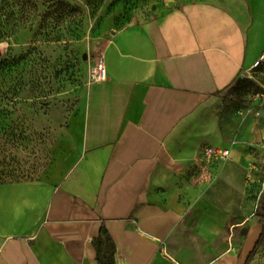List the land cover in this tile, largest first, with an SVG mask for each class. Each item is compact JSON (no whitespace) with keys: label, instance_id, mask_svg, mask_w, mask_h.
<instances>
[{"label":"crops","instance_id":"0c3cea01","mask_svg":"<svg viewBox=\"0 0 264 264\" xmlns=\"http://www.w3.org/2000/svg\"><path fill=\"white\" fill-rule=\"evenodd\" d=\"M263 52L264 0L174 3L111 31L107 79L67 122L69 170L0 182V264H244L259 233L264 106L224 96ZM249 264H264V246Z\"/></svg>","mask_w":264,"mask_h":264},{"label":"rangeland","instance_id":"374dc122","mask_svg":"<svg viewBox=\"0 0 264 264\" xmlns=\"http://www.w3.org/2000/svg\"><path fill=\"white\" fill-rule=\"evenodd\" d=\"M170 1L192 0H55L58 11L51 0H0V182L63 177L76 155L67 122L92 83L105 38ZM254 93L264 94V63L224 97L264 106Z\"/></svg>","mask_w":264,"mask_h":264},{"label":"built area","instance_id":"2783aa9c","mask_svg":"<svg viewBox=\"0 0 264 264\" xmlns=\"http://www.w3.org/2000/svg\"><path fill=\"white\" fill-rule=\"evenodd\" d=\"M263 63H264V52L254 62L253 68L251 71H253V69H256L258 66H260ZM251 71L244 74V76L250 75ZM106 79H107V73H106V69L104 66V62H103V59L99 57L91 69V81L92 82H102V81H105ZM251 100L258 102V103L259 102L264 103V94L254 93L251 96ZM204 154L206 155L207 158H210V159L218 158V159L224 160L228 158V150H217L211 147H207L204 151ZM250 170L251 171L254 170L253 166H250ZM249 177H252V176L250 175Z\"/></svg>","mask_w":264,"mask_h":264},{"label":"trees","instance_id":"16d2710c","mask_svg":"<svg viewBox=\"0 0 264 264\" xmlns=\"http://www.w3.org/2000/svg\"><path fill=\"white\" fill-rule=\"evenodd\" d=\"M53 1V5L56 7V11H58L59 2ZM65 13V18L70 17L73 15L72 11H69L68 13L66 11H62ZM43 29V26H42ZM256 217L258 218V227H259V233L258 236L250 249L246 260L244 264H249L255 257V255L259 252V250L264 246V182H263V191L261 194V197L258 202L257 210H256Z\"/></svg>","mask_w":264,"mask_h":264},{"label":"water","instance_id":"95a60500","mask_svg":"<svg viewBox=\"0 0 264 264\" xmlns=\"http://www.w3.org/2000/svg\"><path fill=\"white\" fill-rule=\"evenodd\" d=\"M173 5H174V2H172V1H170V2L167 3V6H169V7H173ZM153 9H155V7H153ZM241 233H242V234H245V233H246V230L243 229V230L241 231Z\"/></svg>","mask_w":264,"mask_h":264}]
</instances>
